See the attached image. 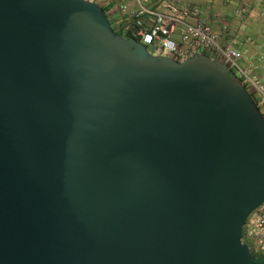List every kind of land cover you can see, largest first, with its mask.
<instances>
[{"label": "water", "instance_id": "obj_1", "mask_svg": "<svg viewBox=\"0 0 264 264\" xmlns=\"http://www.w3.org/2000/svg\"><path fill=\"white\" fill-rule=\"evenodd\" d=\"M264 115L220 60L119 35L90 0H0V264H264Z\"/></svg>", "mask_w": 264, "mask_h": 264}, {"label": "built area", "instance_id": "obj_2", "mask_svg": "<svg viewBox=\"0 0 264 264\" xmlns=\"http://www.w3.org/2000/svg\"><path fill=\"white\" fill-rule=\"evenodd\" d=\"M136 3L137 8L127 19L112 24L117 33L124 37L132 34V38L144 44L151 54L181 62L207 53L231 70L254 96L258 107L260 104L264 108V54L252 58L237 47H224L220 32L204 21L189 22L188 13L170 0H136ZM126 9V4L120 5V10ZM243 242L253 255H264V204L248 218Z\"/></svg>", "mask_w": 264, "mask_h": 264}, {"label": "crops", "instance_id": "obj_3", "mask_svg": "<svg viewBox=\"0 0 264 264\" xmlns=\"http://www.w3.org/2000/svg\"><path fill=\"white\" fill-rule=\"evenodd\" d=\"M106 10L111 24L127 19L136 0H93ZM187 12L191 23L207 22L222 35L224 47H237L255 58L264 54V0H170ZM126 4V11L120 5Z\"/></svg>", "mask_w": 264, "mask_h": 264}, {"label": "trees", "instance_id": "obj_4", "mask_svg": "<svg viewBox=\"0 0 264 264\" xmlns=\"http://www.w3.org/2000/svg\"><path fill=\"white\" fill-rule=\"evenodd\" d=\"M104 11L106 12V10L104 9ZM120 35V33H118ZM121 36H124L121 34ZM127 38H132V34H128V35H125ZM205 55H208L207 53H205ZM254 97V96H253Z\"/></svg>", "mask_w": 264, "mask_h": 264}, {"label": "rangeland", "instance_id": "obj_5", "mask_svg": "<svg viewBox=\"0 0 264 264\" xmlns=\"http://www.w3.org/2000/svg\"><path fill=\"white\" fill-rule=\"evenodd\" d=\"M259 107L261 108L262 112L264 113V108L259 104Z\"/></svg>", "mask_w": 264, "mask_h": 264}]
</instances>
